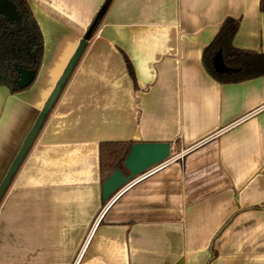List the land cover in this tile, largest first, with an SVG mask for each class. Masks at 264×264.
<instances>
[{
	"label": "crops",
	"instance_id": "0c3cea01",
	"mask_svg": "<svg viewBox=\"0 0 264 264\" xmlns=\"http://www.w3.org/2000/svg\"><path fill=\"white\" fill-rule=\"evenodd\" d=\"M104 2L27 0L43 56L26 90L0 86V183ZM227 19L248 54L226 66ZM114 141L167 143L172 161L106 207L99 144ZM0 264H264L259 0L111 2L0 200Z\"/></svg>",
	"mask_w": 264,
	"mask_h": 264
},
{
	"label": "trees",
	"instance_id": "16d2710c",
	"mask_svg": "<svg viewBox=\"0 0 264 264\" xmlns=\"http://www.w3.org/2000/svg\"><path fill=\"white\" fill-rule=\"evenodd\" d=\"M10 1L15 5L19 13L20 20L19 22H8L6 18L0 15V86L4 87L9 92V94H15L24 91L29 87L18 88L16 86V81L19 78V72L21 69L34 72L35 80L42 62L43 38L40 28L29 9L27 0ZM112 1L113 0H105L101 7V9H103L102 14L98 19H96L97 15L94 17L92 23L89 26L90 28L92 24L95 23L90 38L99 27L101 19ZM259 7L260 11L264 13V0H259ZM237 29L238 22L236 20H225L220 28L219 33L216 36L214 43L212 44L213 51H222L224 64L226 66L227 60L231 61L233 59L232 56H241L248 54L246 52L236 50L231 44L232 38L234 37ZM85 48L86 45L84 49ZM78 61L74 65L72 72L76 67ZM125 63L127 70L130 72V74H132V68L127 59H125ZM208 71H210L211 74H213L220 82H235L240 80L239 78L235 77H221L222 75L216 74L212 70V68H210V70L208 69ZM69 78L62 87L60 94L65 88ZM59 96L57 97L55 103L57 102ZM55 103L53 104L52 108L54 107ZM49 113L46 115L40 130L42 129ZM133 144H135V142L133 141L101 142L99 144V166L101 183H103L113 172L117 170L121 171L124 175L128 174L124 168V161Z\"/></svg>",
	"mask_w": 264,
	"mask_h": 264
},
{
	"label": "water",
	"instance_id": "95a60500",
	"mask_svg": "<svg viewBox=\"0 0 264 264\" xmlns=\"http://www.w3.org/2000/svg\"><path fill=\"white\" fill-rule=\"evenodd\" d=\"M101 9L97 18L102 14ZM0 15L6 18L8 22H19L20 16L15 5L10 0H0ZM95 24V23H94ZM94 24L86 31L84 37L80 40L74 54L69 59L63 72L56 81L54 88L46 99L41 111L39 112L34 124L30 131L24 138L21 147L11 162L4 178L0 183V200L3 197L6 189L8 188L12 177L18 170L22 161L24 160L28 150L32 146L46 115L51 110L57 97L59 96L62 87L69 78L72 69L82 51L86 45V41L90 38ZM213 66L217 72H224L225 66L222 62L221 55L218 53L214 60ZM34 72L21 69L19 72V78L16 81L18 88H27L34 81ZM4 88V87H3ZM170 158V146L167 143H135L131 146L129 153L124 161V168L127 171V175H124L121 171L117 170L113 172L102 184H101V197L102 201L106 202L120 187L132 181L136 177L144 174L151 168L165 162Z\"/></svg>",
	"mask_w": 264,
	"mask_h": 264
},
{
	"label": "built area",
	"instance_id": "2783aa9c",
	"mask_svg": "<svg viewBox=\"0 0 264 264\" xmlns=\"http://www.w3.org/2000/svg\"><path fill=\"white\" fill-rule=\"evenodd\" d=\"M172 161V158L166 160L165 162L151 168L150 170H148L147 172H145L144 174L136 177L135 179H133L132 181L128 182L127 184L123 185L122 187H120L106 202V207L108 205H110L117 197H119L127 188H129L132 184L136 183L137 181L141 180L142 178L158 171L159 169H161L162 167H164L166 164H168L169 162Z\"/></svg>",
	"mask_w": 264,
	"mask_h": 264
}]
</instances>
